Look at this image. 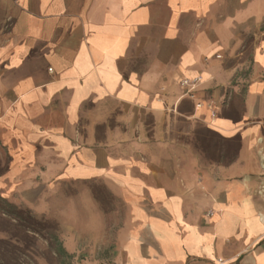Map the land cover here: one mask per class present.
Returning a JSON list of instances; mask_svg holds the SVG:
<instances>
[{"label":"crops","instance_id":"crops-1","mask_svg":"<svg viewBox=\"0 0 264 264\" xmlns=\"http://www.w3.org/2000/svg\"><path fill=\"white\" fill-rule=\"evenodd\" d=\"M0 133L122 200L108 264H264V0H0Z\"/></svg>","mask_w":264,"mask_h":264},{"label":"rangeland","instance_id":"rangeland-1","mask_svg":"<svg viewBox=\"0 0 264 264\" xmlns=\"http://www.w3.org/2000/svg\"><path fill=\"white\" fill-rule=\"evenodd\" d=\"M251 41L247 40L248 51L243 55L248 64L243 75L247 82L251 74ZM172 128L170 137L180 143H223L199 125L192 131L189 123L177 122ZM16 154L0 133V196L32 216L24 221L30 227L22 231L17 221L0 215V264H108L115 250L116 228L124 217L111 211L123 207L122 200L100 181H45L49 178L47 168L43 167L42 173L39 167L22 165L20 161L17 165ZM89 198L97 202L103 216L95 214L94 209L85 212V202L90 206ZM36 218L41 221L35 224L39 232L32 231ZM60 246L68 255L58 253Z\"/></svg>","mask_w":264,"mask_h":264},{"label":"trees","instance_id":"trees-1","mask_svg":"<svg viewBox=\"0 0 264 264\" xmlns=\"http://www.w3.org/2000/svg\"><path fill=\"white\" fill-rule=\"evenodd\" d=\"M0 215L1 217H7L5 219H9V221L14 220L17 224V226H20L19 229H21L22 231H27L26 227H30L28 224L26 225V222L24 223V221H27V219H31L32 216L29 213H24L22 210H20L19 208H17L13 203L8 202V200L6 198H3L0 196ZM3 215V216H2ZM36 223H41L40 220H38L37 218L34 219V223L32 225H34V230L35 232H39L38 227L35 226ZM58 253L60 254H66L68 255V252L65 250L64 247L60 246L58 249Z\"/></svg>","mask_w":264,"mask_h":264},{"label":"built area","instance_id":"built-area-1","mask_svg":"<svg viewBox=\"0 0 264 264\" xmlns=\"http://www.w3.org/2000/svg\"><path fill=\"white\" fill-rule=\"evenodd\" d=\"M195 82L196 81H191L189 79H185V80H183L182 83H183V85L188 87L189 91H192L195 89ZM198 106H201V103H199Z\"/></svg>","mask_w":264,"mask_h":264}]
</instances>
